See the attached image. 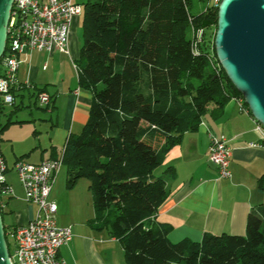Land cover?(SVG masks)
<instances>
[{
    "label": "trees",
    "instance_id": "trees-1",
    "mask_svg": "<svg viewBox=\"0 0 264 264\" xmlns=\"http://www.w3.org/2000/svg\"><path fill=\"white\" fill-rule=\"evenodd\" d=\"M81 5L74 63L92 100L81 131L66 139L62 162L68 189L88 180L95 211L88 224L118 239L126 264H264V203L249 210L243 235L205 232L199 241L171 242L172 226L154 218L175 176L172 167L154 173L167 152L197 128L208 103L215 102L216 117L226 99L243 100L216 58L217 6L192 13L191 0ZM198 28L203 36L194 54ZM14 104L0 97V134L21 122L12 120L16 108L7 111Z\"/></svg>",
    "mask_w": 264,
    "mask_h": 264
},
{
    "label": "crops",
    "instance_id": "crops-1",
    "mask_svg": "<svg viewBox=\"0 0 264 264\" xmlns=\"http://www.w3.org/2000/svg\"><path fill=\"white\" fill-rule=\"evenodd\" d=\"M80 17H75L72 22L68 53L33 50L19 56L15 104L7 111L16 108L12 120L24 122L12 123L0 134V148L7 165L5 179L12 188L10 195L1 197L2 219L3 214L10 215V223L4 224L6 227L26 224L37 209L35 204L25 200L24 189L13 169L14 163L18 159L40 162L56 157L64 148L67 137L78 134L87 121L92 93L80 87L74 67L81 46L75 30L78 25L81 27ZM65 59L73 61L74 75L69 76L64 71V67L68 68ZM26 80L31 87L24 85ZM41 88L52 97L50 109L37 106L34 93ZM243 101L237 97L226 99L222 113L216 117L211 114L215 102L208 103L197 128L185 132L154 170L156 175L167 167H172L175 172L167 182L170 193L154 217L156 221L172 226L167 235L169 241L183 238L199 241L205 232L243 235L249 210L264 203V148L249 145L257 141L258 136L253 130L254 117ZM31 102L38 110L31 109ZM22 111L27 112L26 117H17ZM213 133L224 134L231 147L230 175L226 178H221L218 169L208 160L209 136ZM62 171L66 173L65 167ZM55 178L49 197L57 204V222L62 226L69 225L73 233L71 241L60 247L59 256L67 264H126L118 239L107 230H98L88 224L95 217L94 211L74 214V210L67 208L59 214L58 202L69 206L64 191L74 193V196L82 194L78 197L79 204L88 197L81 187L68 190L64 185L66 176L53 194Z\"/></svg>",
    "mask_w": 264,
    "mask_h": 264
},
{
    "label": "built area",
    "instance_id": "built-area-1",
    "mask_svg": "<svg viewBox=\"0 0 264 264\" xmlns=\"http://www.w3.org/2000/svg\"><path fill=\"white\" fill-rule=\"evenodd\" d=\"M219 2L210 0L209 4L215 7ZM81 13L82 5L74 0H13L6 27L7 47L0 56V97L5 105L12 106L15 103L12 90L18 85L21 53L33 50L48 53L60 50L68 53L72 21ZM202 36L201 28L192 32L191 49L194 54L199 53ZM24 85L31 87L27 80ZM36 99L42 107L50 109L52 97L48 92H38ZM254 122L253 130L258 140L249 145L264 148V126L257 120ZM230 157L228 138L222 133L210 134L208 160L218 169L221 178L230 175ZM62 161L63 149L55 158L40 162L18 159L13 165L24 189L25 200L35 204L37 209L26 224L5 228L11 264H67L58 251L71 241L73 233L69 225L58 224L57 204L49 197L55 175L63 165ZM6 170V161L0 148V209L3 203L1 197L12 193L5 179Z\"/></svg>",
    "mask_w": 264,
    "mask_h": 264
},
{
    "label": "water",
    "instance_id": "water-1",
    "mask_svg": "<svg viewBox=\"0 0 264 264\" xmlns=\"http://www.w3.org/2000/svg\"><path fill=\"white\" fill-rule=\"evenodd\" d=\"M13 0H0V56ZM216 58L264 126V0H220L214 35ZM0 209V264H11Z\"/></svg>",
    "mask_w": 264,
    "mask_h": 264
},
{
    "label": "rangeland",
    "instance_id": "rangeland-1",
    "mask_svg": "<svg viewBox=\"0 0 264 264\" xmlns=\"http://www.w3.org/2000/svg\"><path fill=\"white\" fill-rule=\"evenodd\" d=\"M74 1L77 2V3L82 4L86 0H74ZM209 2H210V0H191V6L189 8H190L192 13H197V12H200L201 10H204V8L209 5ZM73 21H74V19H73ZM80 26H81V23H80ZM75 30H76V35H77L78 39L80 40V45H81L82 28L79 27V25H78V27H76ZM65 56H68V55H65ZM68 59H69V57H68ZM65 61L66 62H64V63L66 64V66H68V68L64 67V71L66 70L68 75L69 74L70 75H74V70H73V67H72L73 61H72V63H71L70 60L68 61L67 59H65ZM30 106H31V109L35 111V110H38V107L41 106V105L37 102V106L38 107H35L33 105V103L31 102ZM41 112H43V111H41ZM26 115H27V112L22 111V112L17 114V117L23 118L24 116L26 117ZM22 122H24V121L16 122V123H22ZM38 142L39 141L36 140V143H38ZM61 169L64 170V166ZM62 170L59 169L58 172H57V176L55 178V184H54V188L55 189L53 190V194H54V192L57 191L58 186L60 187V184L63 183L62 180H64V178L66 176L65 171H62ZM87 184H88L87 179L84 178V177H81V178H79L77 180L76 184L72 187V188H74L75 186H78V187L83 188L84 193L88 197L86 200H84L82 203H80L81 205L78 203V197H82V194H78V195L74 196V193H68L67 191H64V192H66V193H64V194H66L65 196H67L66 198L69 200L68 201L69 206H67L66 203L64 204L62 202H60V203L58 202V205H59L58 212H59V214H61L62 210L66 211L67 208H69L70 211L74 210V214H76L77 211L85 212V213H90V212L94 211L91 194H90L89 191H87ZM64 185L66 187V184H64ZM72 188H70V189H72ZM59 217H60V215H59ZM3 223L4 224L10 223V215L3 214Z\"/></svg>",
    "mask_w": 264,
    "mask_h": 264
}]
</instances>
